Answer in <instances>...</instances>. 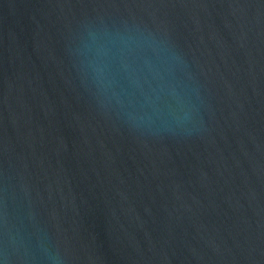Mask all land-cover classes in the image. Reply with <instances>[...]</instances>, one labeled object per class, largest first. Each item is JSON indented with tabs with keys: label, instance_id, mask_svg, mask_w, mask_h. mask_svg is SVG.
<instances>
[{
	"label": "water",
	"instance_id": "obj_1",
	"mask_svg": "<svg viewBox=\"0 0 264 264\" xmlns=\"http://www.w3.org/2000/svg\"><path fill=\"white\" fill-rule=\"evenodd\" d=\"M0 264H264V0H0Z\"/></svg>",
	"mask_w": 264,
	"mask_h": 264
}]
</instances>
